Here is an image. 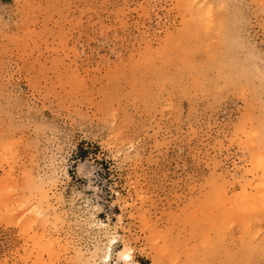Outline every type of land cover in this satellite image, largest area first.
Instances as JSON below:
<instances>
[{"label":"rangeland","instance_id":"rangeland-1","mask_svg":"<svg viewBox=\"0 0 264 264\" xmlns=\"http://www.w3.org/2000/svg\"><path fill=\"white\" fill-rule=\"evenodd\" d=\"M0 264H264V0H0Z\"/></svg>","mask_w":264,"mask_h":264},{"label":"bare ground","instance_id":"bare-ground-1","mask_svg":"<svg viewBox=\"0 0 264 264\" xmlns=\"http://www.w3.org/2000/svg\"><path fill=\"white\" fill-rule=\"evenodd\" d=\"M123 256L126 257V258H131V255L129 253H124ZM127 256H130V257H127Z\"/></svg>","mask_w":264,"mask_h":264},{"label":"snow or ice","instance_id":"snow-or-ice-1","mask_svg":"<svg viewBox=\"0 0 264 264\" xmlns=\"http://www.w3.org/2000/svg\"><path fill=\"white\" fill-rule=\"evenodd\" d=\"M127 257H130V256H127ZM129 260H131V259H129Z\"/></svg>","mask_w":264,"mask_h":264}]
</instances>
